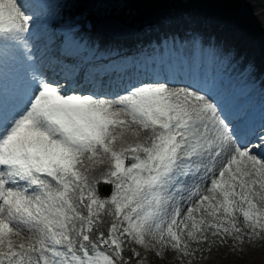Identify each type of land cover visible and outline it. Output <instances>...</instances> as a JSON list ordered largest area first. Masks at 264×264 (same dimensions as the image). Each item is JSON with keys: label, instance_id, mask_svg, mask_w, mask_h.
Wrapping results in <instances>:
<instances>
[{"label": "snow or ice", "instance_id": "snow-or-ice-1", "mask_svg": "<svg viewBox=\"0 0 264 264\" xmlns=\"http://www.w3.org/2000/svg\"><path fill=\"white\" fill-rule=\"evenodd\" d=\"M204 2L0 0V264H195L264 237V115L216 71L243 58L195 26Z\"/></svg>", "mask_w": 264, "mask_h": 264}, {"label": "rangeland", "instance_id": "rangeland-1", "mask_svg": "<svg viewBox=\"0 0 264 264\" xmlns=\"http://www.w3.org/2000/svg\"><path fill=\"white\" fill-rule=\"evenodd\" d=\"M225 1H229L227 5H225L226 10L236 11L239 6V0H235V2H230V0H216L218 6H222ZM205 3V2H204ZM202 5H200V8ZM205 7V6H204ZM205 9H208L205 7ZM209 13L215 14L217 11L208 9ZM151 16H149L150 18ZM241 19V17H239ZM247 25L251 28H254L260 36L261 42L260 49L264 51V27H262V22H264V15H259L250 19ZM248 29V30H249ZM225 44V41H221ZM241 253H230L227 248H221L215 254L212 252L210 257H205L204 259H199L195 261V264H264V237H261L260 241H257L254 244L246 245L243 253V258L241 259ZM151 264H182L179 259L172 254L165 260L157 261L155 257H150Z\"/></svg>", "mask_w": 264, "mask_h": 264}, {"label": "bare ground", "instance_id": "bare-ground-1", "mask_svg": "<svg viewBox=\"0 0 264 264\" xmlns=\"http://www.w3.org/2000/svg\"><path fill=\"white\" fill-rule=\"evenodd\" d=\"M213 3V2H212ZM199 10H202V8L199 7Z\"/></svg>", "mask_w": 264, "mask_h": 264}]
</instances>
